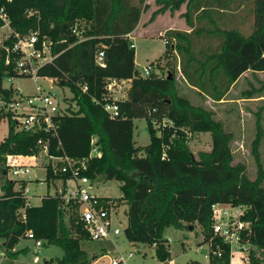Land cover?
<instances>
[{
	"label": "trees",
	"instance_id": "1",
	"mask_svg": "<svg viewBox=\"0 0 264 264\" xmlns=\"http://www.w3.org/2000/svg\"><path fill=\"white\" fill-rule=\"evenodd\" d=\"M155 2L160 8L151 21L160 13H173L187 4L183 16L190 31L167 30V47L157 62L176 54L186 80L205 98L221 101L245 72L264 73V0H255L254 29L249 35L217 23L195 21L201 7L199 0ZM0 5L5 7L15 31L25 34L39 30L55 41L58 56L39 74L68 86L78 106L70 114L56 116V129L51 131L19 129L12 114H0V118L8 116L10 123L8 135L0 141V173H7L5 163L10 154H40L41 139L48 143L50 157L67 156L78 164L85 160L86 168L80 172L91 182L100 176L121 182L120 199H100L105 208H118L121 203L128 206L126 238L155 245L160 261L171 258L167 228L189 229L199 224L203 243H211L208 264H232L230 244L213 233L212 206H242L243 219L251 222L243 242L255 247L249 250V264H264V169L258 150L264 137V109L257 112L253 145L259 174L253 180L245 164L234 163L233 134L215 117L213 109L195 105L179 93L175 71L168 70L166 76L155 72L148 77L139 75L130 34L148 7L146 0H0ZM207 12L203 9L201 14ZM76 24L87 39L80 41L72 34ZM101 49L105 52V67L96 60ZM5 78V67H1L0 96L9 100L13 91L5 86ZM109 78L131 79L127 97L117 101L120 112L116 117L104 108ZM261 89L264 83L260 89L244 92L245 98L254 97ZM141 118H145L150 134L143 154L134 140L135 120ZM164 119L172 120L174 126L157 127ZM203 133L211 134L212 148L195 156L189 142ZM94 147L97 152L92 154ZM62 165L63 161L55 167L49 163L46 180H62L63 191L43 195L38 205L27 204V181L7 180L0 186V238L9 255L16 257L24 251L14 249L32 232L35 241L64 250L61 264H92L98 259L97 254L90 256L82 246L90 237L79 215L78 200L65 197L67 182L73 177L70 170H61ZM218 249L221 256L213 253Z\"/></svg>",
	"mask_w": 264,
	"mask_h": 264
},
{
	"label": "rangeland",
	"instance_id": "2",
	"mask_svg": "<svg viewBox=\"0 0 264 264\" xmlns=\"http://www.w3.org/2000/svg\"><path fill=\"white\" fill-rule=\"evenodd\" d=\"M136 2L137 0H133ZM255 0H246L243 7L239 10L245 12L244 15L238 16L235 23L227 25L226 28H236L241 30L245 35L252 33L255 23ZM246 14V15H245ZM242 16V17H241ZM86 25V22L83 23ZM158 23L155 27H158ZM157 30V31H155ZM151 35L138 36L137 34L131 39L136 44V66L139 72L143 71L144 66L151 62L158 64L159 76L168 75V70L172 69L176 75L178 72L179 58L173 56L163 58L160 63L158 59L163 57L166 50L165 38L167 35L164 32L158 35L159 28L152 30ZM54 82V83H53ZM50 81L48 79H16L14 85L22 88L25 93H32L35 91L36 84H42L46 88H52L61 97L63 94L70 95L69 102H75L72 92L66 87H62L58 82ZM264 83V73L260 72L254 74L248 72L234 85L233 90L227 96L228 103L218 104L209 98H205L196 90H190L183 86L182 82H178L179 93L188 98L195 105H203L215 111V117L224 122L225 129L233 134L232 150L234 153V163H243L246 166L247 175L255 180L259 174V165L257 162V155L254 149V141L257 136V112L264 109V89L256 90L254 97L245 98L244 92L248 90L260 89ZM11 83L5 80V85ZM73 97V98H72ZM115 97L122 99L120 93H116ZM264 124V122H263ZM9 118H0V141H2L9 133ZM134 140L136 146L145 148L150 143V134L146 128L145 118L135 120ZM262 144L258 148L260 153V161L264 169V137ZM190 147L195 156H198L200 151H209L212 148V138L210 133L197 134L190 140ZM144 153V149L140 154ZM41 167L32 168L28 181L31 199L35 205L41 203V196L46 194H60L63 189L62 180H46V167L49 163L57 164L56 160L49 159L45 153L39 156ZM55 166V165H54ZM18 176L13 174L12 170L8 173H0V186L7 180H16ZM42 179L37 180V179ZM90 192L100 197H110L113 199H120L122 196L121 182L117 180H107L104 176H100L97 180L91 182ZM19 187V185L17 186ZM77 187L75 179H70L66 188V195L71 196ZM264 187V182H263ZM127 205L121 203L118 208H113L111 217L116 226H118L122 233L114 240H86L82 242L83 248L90 256L97 254L99 257L92 264H111L112 260L119 257L121 254H128L132 249V258L129 259L128 264H159L157 257V248L155 245L133 243L129 241L124 233V229L128 223L126 214ZM165 237L169 240L168 247L171 252L169 264H189L192 261H200L208 264L209 260L205 257L208 253V244H204L203 229L199 224L193 225L192 228L177 229L169 227L165 231ZM25 249L20 252L18 256L14 257L7 253L4 239L0 238V264H61L60 259L64 255V250L57 245L44 243L41 246L36 245V241L30 237L23 238L15 247V251ZM232 264H249V252L244 254L241 252H233L231 259Z\"/></svg>",
	"mask_w": 264,
	"mask_h": 264
},
{
	"label": "built area",
	"instance_id": "3",
	"mask_svg": "<svg viewBox=\"0 0 264 264\" xmlns=\"http://www.w3.org/2000/svg\"><path fill=\"white\" fill-rule=\"evenodd\" d=\"M0 68L5 67L6 78L11 84L6 86L11 88L13 93L9 100L0 96V114H12V118L17 121L19 129L26 131H36L43 129L51 131L56 129L54 118L63 114H70L72 111L78 109L77 103L69 102L66 99L70 95L63 94L61 97L52 88H46L42 84H36L35 91L32 93H25L22 88L16 87L14 81L16 79H48L60 84V80L53 77L42 76L39 74L40 69L54 61L58 56L54 52L55 41L50 37L43 35L39 30H31L28 33L22 34L15 31L11 26L9 14L5 7L0 5ZM84 30L76 24L72 29V34L79 37L82 41L87 39ZM11 43H9V41ZM166 43V41H165ZM135 47V44H132ZM105 52L101 49L97 56V63L105 67L104 60ZM158 71V64L151 62L144 66L143 71L139 73L142 77H148L152 73ZM4 80V84H5ZM124 80L117 78H109L106 83L107 96L105 110L112 116L119 115L120 109L115 97L116 93H121L123 89ZM54 83V82H53ZM66 87L71 94V89ZM87 90V87H84ZM74 97V93L72 92ZM72 97V98H73ZM110 99L112 101H110ZM157 124V123H156ZM174 126V122L169 119H164L160 126ZM95 144V140L93 141ZM41 153L48 154V143L44 140H39ZM97 152L94 147L92 154ZM40 153V154H41ZM38 155H22L10 154L7 156L6 167L7 173L9 170L13 171L16 180L27 181L24 189V195L27 198L29 206L34 205L30 202L31 194L28 187V181L31 179L29 173L32 168L41 166ZM51 160L63 161L61 170L63 172L71 171L72 179H75L77 187L73 195L67 196L66 199L76 198L79 202V215L82 220L84 229L89 233L91 240L110 239L114 240L122 233V230L116 226L112 220L111 212L114 206L105 208L100 196L94 195L90 192L91 180L87 176H82L80 170L86 168V161H78L69 157H50ZM78 164V165H77ZM53 165L56 166L55 163ZM54 166V167H55ZM42 183V182H41ZM42 198V196H41ZM213 209V233L216 236L223 238L224 242L231 246V255L233 252H249L250 248L255 249L254 246L243 242V236L247 235L251 229V222L243 219L245 208L242 206H234L231 204L215 203ZM28 237L34 239L33 233L29 232ZM37 246H41V241H36ZM208 253L205 255L210 260V246ZM136 248L132 249L128 254H121L112 260L111 264H128V261L133 256ZM214 254L222 255L221 250H214ZM160 261V260H159ZM170 260H161L159 264H169Z\"/></svg>",
	"mask_w": 264,
	"mask_h": 264
},
{
	"label": "crops",
	"instance_id": "4",
	"mask_svg": "<svg viewBox=\"0 0 264 264\" xmlns=\"http://www.w3.org/2000/svg\"><path fill=\"white\" fill-rule=\"evenodd\" d=\"M244 1H246V0H210L209 3L208 2L206 3V0H199V2L201 3V7L199 10L196 11L195 16H194V18H195L194 20L195 21L200 20L203 23H211V24L217 23L223 27H225V26L227 27V25H231V24L235 23V19L238 18V16L244 15L245 12H241L239 10L240 8L243 7ZM146 4L148 5V7L142 13L141 20H140L138 26L130 34L131 39L136 34L138 36L151 35V33L154 32L152 30L158 29V28H159L158 35H161V36L164 32L166 33L167 30H170V29H180V30H189L190 31L191 27L187 24L186 19L183 16V14L186 12V9H187L186 3L182 5L180 10H177L173 13L168 10L164 13L158 14L153 21H151L150 19H151L153 13L156 10H158L160 8V6L157 5L155 0H146ZM203 9L209 10V13L207 12L205 14H201ZM197 18H200V19H197ZM158 23H160V25L158 27H155ZM155 31H157V30H155ZM134 44H135V42H134ZM135 49H136V44H135ZM177 62H178V66H177L178 72H177V76H176L177 81L182 82L183 86L187 89H190V90L192 89V90L198 91V89L195 86L191 85L186 80L184 74L182 73L181 68H180V58ZM248 72H251V71L245 72L242 75V77L245 76L246 74H248ZM234 85L230 89V92L233 90ZM130 86H131V79L124 80L123 89L121 90V93H120V95H122V99L127 97L128 90H129ZM230 92L227 94V96L230 94ZM227 96L224 99H222L221 101H214L211 98H209V100H211L215 103H218V104H224V103H228ZM39 167H41V166H38V168ZM35 168H37V167H35ZM37 180H41V182H42V179H40V178ZM67 185H68V182H67Z\"/></svg>",
	"mask_w": 264,
	"mask_h": 264
},
{
	"label": "water",
	"instance_id": "5",
	"mask_svg": "<svg viewBox=\"0 0 264 264\" xmlns=\"http://www.w3.org/2000/svg\"><path fill=\"white\" fill-rule=\"evenodd\" d=\"M169 78H172V75L169 76ZM193 225L190 226V228H192Z\"/></svg>",
	"mask_w": 264,
	"mask_h": 264
}]
</instances>
